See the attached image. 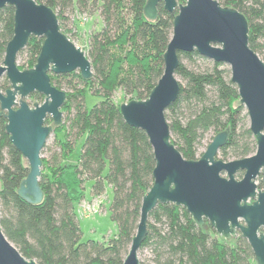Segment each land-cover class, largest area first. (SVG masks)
I'll list each match as a JSON object with an SVG mask.
<instances>
[{
  "label": "trees",
  "instance_id": "1",
  "mask_svg": "<svg viewBox=\"0 0 264 264\" xmlns=\"http://www.w3.org/2000/svg\"><path fill=\"white\" fill-rule=\"evenodd\" d=\"M35 1L56 13L62 32L72 42L69 33L75 14H98L103 26L92 33L85 52L92 64L90 81L77 72L50 75L52 85L65 91L67 100L63 124L55 128L53 145L43 151L49 156L42 158L44 200L39 205L27 203L17 193L29 168L10 141L6 118L0 117V226L8 241L38 264H123L137 233L143 198L154 183L156 161L146 133L125 122L114 97L121 91L130 101L149 98L164 74V55L177 13H168L160 3L158 17L151 21L144 14L148 0ZM216 1L246 17L249 45L264 61V0ZM14 19L13 7L0 10V64L14 37ZM43 44V38L30 39L18 55L28 57L21 70L36 66ZM179 60L176 76L181 93L166 111L175 147L186 160L197 161L207 135L230 130L218 159L231 162L253 156L257 141L229 67L196 51L179 53ZM10 87L6 77L0 80L3 92ZM88 92L102 99L90 110ZM32 98L40 104L45 100L39 94ZM88 182L93 183V198L104 196L108 187L113 191L110 214L118 233L106 243L83 241L76 207L85 201ZM257 182L264 189V172ZM140 252L149 253L147 263L141 264H255L245 239L228 242L208 223L199 227L186 209L174 204L159 205L151 213Z\"/></svg>",
  "mask_w": 264,
  "mask_h": 264
},
{
  "label": "water",
  "instance_id": "2",
  "mask_svg": "<svg viewBox=\"0 0 264 264\" xmlns=\"http://www.w3.org/2000/svg\"><path fill=\"white\" fill-rule=\"evenodd\" d=\"M160 3L168 13H177L164 55V74L146 101L134 100L120 106L125 122L146 133L156 161L154 183L143 198L137 233L123 264H141L139 253L150 215L166 204L183 207L199 227L208 223L228 242L245 239L255 264H264V190H259L257 184L264 172V61L251 49L248 21L239 11L223 7L216 0H187L185 5L176 0H148L144 14L149 20L157 19ZM7 6L15 10V26L0 64V80L6 77L11 86L6 92L0 88V117L6 118L10 141L29 168L17 193L27 203L39 205L44 200L40 186L42 152L55 128L63 124L62 108L67 100V93L52 85L50 75L77 72L90 81L92 64L62 32L51 8L35 0H0V10ZM33 37L44 39L37 64L33 69L21 70L18 55ZM194 51L229 67L257 141L253 156L231 162L218 159L230 130L216 135L197 161L186 160L172 143L166 111L181 93L176 76L179 53ZM34 94L45 97L44 103L31 106L26 99ZM48 119L52 125L46 123ZM0 264L38 263L25 258L0 226Z\"/></svg>",
  "mask_w": 264,
  "mask_h": 264
},
{
  "label": "rangeland",
  "instance_id": "3",
  "mask_svg": "<svg viewBox=\"0 0 264 264\" xmlns=\"http://www.w3.org/2000/svg\"><path fill=\"white\" fill-rule=\"evenodd\" d=\"M85 15L88 16V21L86 23H82L81 17L83 15L75 14L74 19L73 17H71L72 26H70V28H74V30H72L69 33V35L71 36L73 40V43L77 47H80L84 52H86L87 50L86 48H87V45H88V42H89V39L92 33L95 31H100L103 26L102 21L98 14H94V15L85 14ZM27 58L28 57L26 54L18 56L17 65L20 69L27 62L28 60ZM178 81L180 82L179 79ZM26 100L31 106H33L35 103L40 104V102H37L35 99L32 98V95ZM101 100L102 99L100 97L93 96L92 94L88 92L86 95V106L90 110L96 104L101 102ZM114 101L118 105H123V104H127L131 102L130 98L126 97L121 91H118L115 94ZM63 120H64V115H63ZM54 138L55 137L52 134L46 145L49 147L52 146L54 142ZM214 138L215 136L213 134H209L206 136L205 140L202 142V145L199 149L200 155H203L205 153L207 147L210 145V143L213 141ZM83 140L78 143L75 153L72 157L73 160L78 159L80 152H81L82 142H84ZM48 156H49L48 151L42 152V158L47 159ZM257 184H259V182H257ZM92 186H93L92 182H88L86 184L85 200L88 202H91L93 200H97L98 202H101V208H102L101 214L94 215L90 218H83L77 214V217H78L80 228L83 234V241L85 242L95 241V242H100V243H106L114 239L118 233L117 226L112 221L111 214H110V205L113 199V191L110 187H108L106 194L104 196L100 198H93ZM259 190H264V189L262 188ZM77 209L78 208H76V213H77ZM139 257H140L141 262L147 263V259L149 258V253L140 252Z\"/></svg>",
  "mask_w": 264,
  "mask_h": 264
},
{
  "label": "built area",
  "instance_id": "4",
  "mask_svg": "<svg viewBox=\"0 0 264 264\" xmlns=\"http://www.w3.org/2000/svg\"><path fill=\"white\" fill-rule=\"evenodd\" d=\"M81 20L82 23H86L88 21V16L83 15ZM101 210V202H98L97 200L88 202L85 200L78 206L77 214L83 218H90L94 215L101 214Z\"/></svg>",
  "mask_w": 264,
  "mask_h": 264
},
{
  "label": "crops",
  "instance_id": "5",
  "mask_svg": "<svg viewBox=\"0 0 264 264\" xmlns=\"http://www.w3.org/2000/svg\"><path fill=\"white\" fill-rule=\"evenodd\" d=\"M74 161H76V160H74ZM76 208H78V205H77V207Z\"/></svg>",
  "mask_w": 264,
  "mask_h": 264
}]
</instances>
